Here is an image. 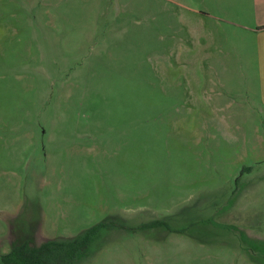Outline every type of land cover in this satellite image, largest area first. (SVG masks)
<instances>
[{"label":"rangeland","instance_id":"374dc122","mask_svg":"<svg viewBox=\"0 0 264 264\" xmlns=\"http://www.w3.org/2000/svg\"><path fill=\"white\" fill-rule=\"evenodd\" d=\"M200 4L0 0V264L104 220L73 264H264L255 61L197 69Z\"/></svg>","mask_w":264,"mask_h":264},{"label":"crops","instance_id":"0c3cea01","mask_svg":"<svg viewBox=\"0 0 264 264\" xmlns=\"http://www.w3.org/2000/svg\"><path fill=\"white\" fill-rule=\"evenodd\" d=\"M200 3L202 7L193 10L198 14L199 21L208 22L211 29L208 38H203L204 46L208 48L204 52L206 57L203 64L197 69L209 71L211 75V71L234 68V63L227 62L233 48L229 43L234 36H239L238 45L250 58L252 53L255 61L258 78L256 91L264 113V0H200ZM222 24L228 25L225 27L228 31L225 29L221 33L218 30V27H223ZM243 33H250L252 40L248 42ZM208 88L212 89L211 84H208ZM216 107L221 111L228 109L226 103Z\"/></svg>","mask_w":264,"mask_h":264},{"label":"trees","instance_id":"16d2710c","mask_svg":"<svg viewBox=\"0 0 264 264\" xmlns=\"http://www.w3.org/2000/svg\"><path fill=\"white\" fill-rule=\"evenodd\" d=\"M107 220L99 222L78 234L48 238L40 244H13L1 256L2 264H73L89 248Z\"/></svg>","mask_w":264,"mask_h":264}]
</instances>
